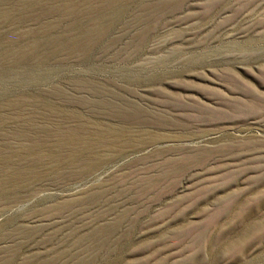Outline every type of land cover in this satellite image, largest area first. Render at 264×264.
<instances>
[{"label": "rangeland", "instance_id": "obj_1", "mask_svg": "<svg viewBox=\"0 0 264 264\" xmlns=\"http://www.w3.org/2000/svg\"><path fill=\"white\" fill-rule=\"evenodd\" d=\"M30 1L0 0V157L43 142V175L0 192V257L264 264V0H119L105 15L67 0L68 16ZM78 123L125 126L127 153L96 164L109 144L49 173L52 141ZM11 160L0 178L28 173Z\"/></svg>", "mask_w": 264, "mask_h": 264}, {"label": "bare ground", "instance_id": "obj_2", "mask_svg": "<svg viewBox=\"0 0 264 264\" xmlns=\"http://www.w3.org/2000/svg\"><path fill=\"white\" fill-rule=\"evenodd\" d=\"M13 1V0H12ZM24 1V0H23ZM55 1V4H56V0H54ZM53 1V2H54ZM62 1V0H61ZM119 0H113L111 3H109L107 0H81V3H82V5H83V7L85 8L84 10H83V13L84 14H88V15H91V14H113V13H117V8H116V6H118V4H119V2H118ZM31 2V1H30ZM32 2H33V0H32ZM31 2V3H32ZM73 2V1H72ZM123 2V1H122ZM45 3V2H44ZM49 3H51V2H49ZM75 3V2H74ZM5 4V3H4ZM8 4V3H7ZM33 4H35V3H33ZM73 3H70L69 1H67V0H63V3L61 4V7H60V9H58V10H54V13L56 12V13H59V14H63V15H65V16H68V15H71L72 13H74L73 12V9H71V6H74V5H72ZM126 4V3H125ZM31 5V4H30ZM45 5V4H44ZM46 5H48L47 7H49V5L50 4H46ZM53 5V4H52ZM59 5V4H58ZM120 5V4H119ZM29 6V5H28ZM32 6V5H31ZM43 7V6H42ZM45 7V6H44ZM56 7V6H55ZM34 8V7H33ZM54 8V7H53ZM57 8H59V7H57ZM74 8V7H73ZM116 8V9H115ZM32 9V8H31ZM45 9H46V7H45ZM54 9H56V8H54ZM114 9V10H113ZM49 10V9H48ZM51 11H52V8H51ZM121 11V10H120ZM3 12V11H2ZM53 12V11H52ZM7 13H9V12H7ZM45 13H48V11L47 12H45ZM50 13V12H49ZM62 15V16H63ZM103 15V16H104ZM66 19V18H65ZM70 27L72 28V26L70 25ZM76 27V26H75ZM94 28H96V29H98L97 27H96V25H88L87 27H86V29L87 30H93L94 31ZM95 29V30H96ZM86 30V31H87ZM103 31V30H102ZM95 32V31H94ZM89 34V33H88ZM98 35H99V33H98ZM92 88V87H91ZM95 90H96V88H95ZM92 91V90H91ZM98 92V91H97ZM100 92V91H99ZM94 95V94H93ZM35 99V98H34ZM89 100V99H88ZM38 102H40V101H38ZM82 102V101H81ZM49 103V102H48ZM48 103H47V105H48ZM21 104V103H20ZM40 104V103H39ZM42 105H45V104H42ZM110 105V104H109ZM39 106V105H38ZM38 106H36V107H38ZM52 106H54V107H56L55 105H52ZM52 106H49V108H51ZM10 107V106H9ZM16 107V106H15ZM21 107V106H20ZM43 107V106H42ZM44 107H47L46 105L44 106ZM53 107V108H54ZM58 107V106H57ZM16 108H18V107H16ZM48 108V107H47ZM52 108V110L54 111V109ZM108 108V107H107ZM113 108H114V106H113ZM35 109H39V107L38 108H35ZM56 109V108H55ZM14 110V109H13ZM33 111V110H32ZM61 111V110H60ZM59 110H58V112H60ZM70 111V110H69ZM65 112V111H64ZM76 112V111H75ZM114 112V111H113ZM116 112V111H115ZM62 113V112H61ZM66 113V112H65ZM70 113V112H69ZM74 113V112H73ZM18 114H20V113H18ZM78 114V113H77ZM31 115H32V113H31ZM75 114H72L71 116H72V118H74L73 116H74ZM35 116V115H34ZM51 116H52V114H51ZM68 116H69V114L68 115H66V116H63V117H66L67 119H69L68 118ZM82 116V115H81ZM42 117V116H41ZM45 117V116H44ZM56 117V116H55ZM60 116H58V118H59ZM29 118V117H28ZM45 118H48V117H45ZM57 118V119H58ZM71 118V119H72ZM17 119H19V118H17ZM22 119H24V118H22ZM29 119H31V118H29ZM64 119V118H63ZM83 119V118H82ZM33 120H35V119H33ZM32 120V121H33ZM41 120H42V118H41ZM44 120V119H43ZM48 120V119H47ZM46 120V121H47ZM60 121H61V119H60ZM91 121V120H90ZM89 121V122H90ZM19 122V121H18ZM31 122V121H30ZM34 122V121H33ZM36 122V121H35ZM62 122V121H61ZM65 122H67V121H65ZM76 122H77V120H76ZM81 122H83V120L81 121ZM70 123V122H69ZM72 123V122H71ZM92 123V122H91ZM45 124V123H44ZM86 124H88V123H78V126H76L77 128L76 129H73L72 127L71 128H69L68 130H67V132H65L66 133V136L65 137H63V138H60V137H58V136H56L57 138H55L53 141H52V146H53V148H52V150L49 152L50 153V160L52 161L51 162V164H52V168H51V170H50V172L49 173H52V172H57L59 169H60V166L62 165V164H71L75 159H78V158H80L82 155H83V153H86V154H94V153H96L98 150H101V149H103V148H105L106 146H108L109 144H117L118 143V145H119V150H118V153H116V154H113V155H97L96 154V164H98L99 162H101V160L102 159H114L115 157H117V156H119V155H124L125 153H127V151H125L124 150V147L126 146V144L129 142V140H130V134H129V131L127 130V128L125 127V126H121V127H119V129L118 128H116L115 127V125L114 126H112V125H107L104 129H102V128H94V129H92L91 130V128H89L90 130L89 131H86V132H83L82 133V135L80 134L79 135V129H85V125ZM58 125V124H57ZM28 126H29V124H28ZM31 126V125H30ZM68 126V125H67ZM70 126V125H69ZM75 126V125H74ZM103 127H104V125H102ZM63 128H65V126L63 127ZM88 128V127H87ZM27 129H28V127H27ZM39 129V128H38ZM44 129V128H43ZM46 130V129H45ZM87 130V129H86ZM116 130H118V131H116ZM30 131V130H29ZM39 131V130H38ZM42 131V130H41ZM40 131V132H41ZM32 132H33V130H32ZM37 131H35L34 133H36ZM45 132V131H44ZM23 133V132H22ZM26 133V132H25ZM38 133V132H37ZM25 135V134H24ZM21 136V135H20ZM12 138H13V134H12ZM24 138V137H23ZM16 139V138H15ZM20 139H22V138H20ZM19 139V140H20ZM25 140V139H24ZM154 140V138H150V139H148V140H143V141H141V142H139L137 145H135L134 146V148L135 149H139L142 145H143V143H148V142H150V141H153ZM22 141V140H21ZM14 142V141H13ZM43 143V142H42ZM42 143H40V144H37V145H33V144H30V147H24L23 145V151H25L26 152V154L27 153H29V154H32V155H30V157H28V155H27V157H24V156H22V153L21 152H19V153H21L20 155H18V156H16L17 154V152L16 153H13V151L10 153V155H8V156H1L0 157V164L2 163H6L7 165H8V163H10L12 160V158H18V159H20V160H24V159H26L28 162H27V164H28V166H29V170H28V173L26 172V171H23V170H13V168H15V167H12V171H11V173H9V175L7 176V177H3V178H0V192H7V191H19V189H22V188H24V187H26V186H28V183H30V181L33 179V176H40V175H43V172L41 171L42 169H41V161L43 160L44 161V159H42L41 160V158H39L38 157V155L40 154V150L42 151ZM44 144V143H43ZM10 145V144H9ZM29 146V145H28ZM43 146H45V145H43ZM16 147V146H15ZM21 147V146H20ZM44 148V147H43ZM9 149V148H8ZM16 150V149H15ZM20 150V149H19ZM18 150V151H19ZM45 150V149H44ZM43 150V151H44ZM62 150H65V153L62 155V154H60L59 152L60 151H62ZM15 152V151H14ZM45 152V151H44ZM39 153V154H38ZM42 153V152H41ZM7 154H8V152H7ZM38 154V155H37ZM42 155V154H41ZM48 155V154H47ZM44 156V155H43ZM89 157H90V155H89ZM92 157V156H91ZM43 158V157H42ZM46 159V158H45ZM49 159H47L48 161H49ZM94 158H92L91 160H93ZM15 160V159H14ZM17 160V159H16ZM19 160V161H20ZM18 161V160H17ZM16 162V161H15ZM23 163H25V162H23ZM22 163V164H23ZM20 164V163H19ZM43 164V163H42ZM6 165V166H7ZM0 166H2V165H0ZM21 167V166H20ZM22 167H24L25 168V165L24 166H22ZM40 167V168H39ZM46 167H48V166H46ZM4 168H5V165H4ZM11 169H9V171H10ZM48 170V169H47ZM7 171V170H6ZM8 171V172H9ZM48 172H46V171H44V173H48ZM59 172V171H58ZM7 174V173H6ZM0 175L1 176H4L5 175V173L2 171V169H0ZM47 175V174H46ZM0 176V177H1ZM29 176V177H28ZM30 176L32 177L31 179H29L30 178ZM41 177V176H40ZM59 177V176H58ZM35 180V179H34ZM29 181V182H28ZM33 181V180H32ZM50 183V182H49ZM55 185V184H54ZM51 187V186H50ZM85 199H87V198H85ZM17 201V199L16 198H13L12 199V201H8V202H6L7 204L8 203H14V202H16ZM25 201V200H24ZM71 201H72V199H71ZM61 202V201H60ZM84 202H86V201H84ZM83 203V202H82ZM63 204H64V206H66V204L63 202ZM57 206V205H56ZM63 206V207H64ZM48 207H50V206H48ZM62 206H59V207H55L54 209L55 210H57V209H59V208H61ZM47 208V207H46ZM70 208H71V206H70ZM3 209V208H2ZM47 209H49V208H47ZM53 209V208H52ZM52 209H50V210H52ZM53 209V210H54ZM5 210V209H4ZM3 210V211H4ZM54 210V211H55ZM38 211V210H37ZM40 211V210H39ZM49 211V210H48ZM58 211V210H57ZM1 212V211H0ZM44 212V211H43ZM59 212V211H58ZM57 212V213H58ZM62 212H64V211H62ZM34 213H38V212H34ZM48 213V212H47ZM52 213V212H51ZM60 213V212H59ZM53 214V213H52ZM38 215V214H37ZM36 215V216H37ZM51 215V214H50ZM50 215H48L49 217H51ZM31 216V215H30ZM41 216V215H40ZM55 216V215H54ZM54 216H53V218H54ZM126 216V215H125ZM235 216V215H234ZM116 218V217H115ZM118 222V220H116L113 224H112V227L115 225L116 226V223ZM107 224V223H106ZM109 224V223H108ZM242 224V223H241ZM5 225H6V223H5ZM103 225V224H102ZM120 225V224H119ZM246 225H248V224H246ZM245 225V226H246ZM260 225V224H259ZM259 225L258 224H256V225H250V226H247L246 227V229H245V231H243V232H252V231H254V233H255V231H256V229H258L259 228ZM262 225V224H261ZM111 226V225H110ZM110 226H108V228H111ZM105 227V226H104ZM0 228H1V226H0ZM39 228V227H38ZM116 228V227H115ZM98 229V228H97ZM96 229V230H97ZM99 229H101V227L99 228ZM30 230V229H29ZM42 230H43V228H42ZM104 230V229H103ZM113 230V229H112ZM111 230V231H112ZM16 231V230H15ZM24 231V230H23ZM59 231V230H58ZM73 231V230H72ZM78 231V230H77ZM99 231V230H98ZM105 231V230H104ZM36 232V231H35ZM75 232V231H74ZM76 233V232H75ZM253 233V232H252ZM253 233V234H254ZM16 234H18V233H16ZM19 234H21V231H20V233ZM18 234V235H19ZM23 234V233H22ZM30 234V233H29ZM28 234V235H29ZM38 234H40V233H38ZM77 234V233H76ZM131 234V233H130ZM13 235H15V234H13ZM66 235V234H65ZM86 235V234H85ZM102 235V234H101ZM129 235V234H128ZM83 236H84V234H83ZM108 236V235H107ZM106 236V237H107ZM23 237V236H22ZM35 237V236H34ZM87 237V236H86ZM90 237V236H89ZM95 237V236H94ZM105 237V238H106ZM129 237V236H128ZM74 238V237H73ZM78 238V237H77ZM91 238V237H90ZM97 238V237H96ZM100 238H102V237H100ZM111 238V237H110ZM125 238V237H124ZM130 238V237H129ZM81 239V238H80ZM99 239V238H98ZM107 239H109V238H107ZM29 240V239H28ZM95 240V239H94ZM93 240V241H94ZM105 240V239H104ZM110 240V239H109ZM108 240V241H109ZM127 240V239H126ZM67 241H69V240H67ZM89 241V240H88ZM96 241V240H95ZM106 241L107 240H105V243H106ZM129 241V240H128ZM235 241V240H234ZM60 242V241H59ZM80 242H81V240H80ZM85 242V241H84ZM111 242V241H110ZM232 242V241H231ZM240 242H242V241H240ZM66 243V242H65ZM78 243V241L76 242V244ZM83 243V242H82ZM104 243V244H105ZM64 244V243H63ZM79 244H81V243H79ZM88 244V243H87ZM91 244V243H90ZM70 245V244H69ZM72 245V244H71ZM83 245V244H82ZM231 245V244H230ZM92 246V245H91ZM90 246V247H91ZM105 246V245H104ZM72 247V246H71ZM70 247V248H71ZM74 247H75V245H74ZM81 246L79 245V248H80ZM87 247H88V245H87ZM130 247V246H129ZM76 248V247H75ZM78 248V247H77ZM92 248V247H91ZM107 248V247H106ZM110 248V247H109ZM69 249V248H68ZM97 249V248H96ZM113 249V248H112ZM52 250V249H51ZM54 250V249H53ZM82 250V249H81ZM70 251V250H69ZM89 251H90V248H89ZM95 251V250H94ZM119 251V250H118ZM121 251V250H120ZM3 252V251H2ZM63 252H64V250H63ZM71 252V251H70ZM83 253L85 252V251H82ZM81 252V253H82ZM100 252V251H99ZM49 253V252H48ZM65 253V252H64ZM92 253V252H91ZM121 253V252H120ZM16 254V253H15ZM51 254H52V252H51ZM67 254V253H66ZM69 254V253H68ZM68 254H67V256H68ZM75 254V253H74ZM80 254V253H79ZM55 255V254H54ZM96 256V255H95ZM37 257V256H36ZM35 257V258H36ZM66 257V256H65ZM73 257V256H72ZM85 257H86V255H85ZM125 257V256H124ZM189 257V256H188ZM231 260H234V261H236V260H238L239 259V257L240 256H228ZM9 258H11V257H9ZM38 258V257H37ZM60 258H61V256H53V257H51V259L50 260H48V262H49V264H50V262L53 264V263H57L59 260H60ZM75 258V257H74ZM81 258V260H82V257H80ZM104 258V257H103ZM107 258V257H106ZM207 258H209V257H207ZM47 259V258H46ZM94 259H97V258H94ZM93 259V260H94ZM190 259H192V258H190ZM194 259V258H193ZM210 259H211V256H210ZM11 260V259H10ZM33 260V259H32ZM38 260V259H37ZM75 260V259H74ZM89 260V259H88ZM104 260V259H103ZM212 262L213 261H215L216 260V258H214V257H212ZM240 260H241V258H240ZM239 260V261H240ZM44 261V260H43ZM71 261H73V259L71 260ZM83 262H85L84 260H82ZM107 261H108V259H107ZM233 261V262H234ZM48 262H47V264H48ZM67 262V261H66ZM193 262H194V260H193ZM207 262H208V260H207ZM217 261H215V263H216ZM232 262V261H231ZM10 263V261H9V259L8 258H1L0 257V264H9ZM40 263V262H39ZM42 263V262H41ZM44 263V262H43ZM62 262H60L59 264H61ZM69 263V262H68ZM74 263V262H73ZM89 263V262H88ZM93 262H91V264H92ZM98 263V262H97ZM118 263V262H117ZM139 263V262H138ZM196 263V262H195ZM18 264V263H17ZM29 264V263H28ZM65 264H67V263H65ZM71 264V263H70ZM79 264H84V263H82V262H80ZM114 264H115V262H114ZM164 264V263H163ZM201 264V263H200ZM203 264V263H202ZM205 264V263H204ZM234 264V263H233ZM243 264V263H242Z\"/></svg>", "mask_w": 264, "mask_h": 264}]
</instances>
